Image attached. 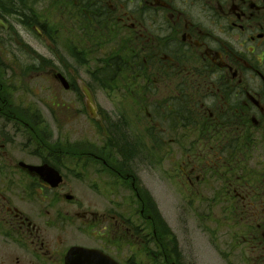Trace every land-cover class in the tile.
I'll return each mask as SVG.
<instances>
[{
	"label": "flooded vegetation",
	"instance_id": "flooded-vegetation-1",
	"mask_svg": "<svg viewBox=\"0 0 264 264\" xmlns=\"http://www.w3.org/2000/svg\"><path fill=\"white\" fill-rule=\"evenodd\" d=\"M14 11L29 13L19 17L24 29L31 28L30 37L38 27L52 47H85L83 57L99 62L95 73L108 66L112 83L123 82L113 87L118 94L134 82L129 73L136 86L145 84L148 120L141 136L165 157L163 170L181 186L183 205L194 207L200 231L212 229L229 263L234 253L237 263L264 264V0H0V15ZM9 29L0 28V47L9 43ZM21 56L0 55V120L16 134L25 128L37 165L49 164L64 180L53 187L19 163L9 165L7 149L0 150V264H67L76 245L98 250L81 257L86 264H185L167 244L148 186L127 153L121 151L124 160L116 165L104 166L99 152L56 149L41 113L34 111L39 105L29 112L14 100V89L25 87ZM51 60L49 72H62L72 83L67 91L77 97L57 103L52 94L43 105L52 111L79 108L88 116L72 79L78 72L68 62L57 66ZM27 67L31 78L53 84L43 66ZM9 70L10 91L3 79ZM3 137L6 147L12 139ZM76 174L89 181L82 196L77 188L74 193ZM148 227L155 251L148 250ZM70 228L83 229L86 241L73 238Z\"/></svg>",
	"mask_w": 264,
	"mask_h": 264
},
{
	"label": "rangeland",
	"instance_id": "rangeland-1",
	"mask_svg": "<svg viewBox=\"0 0 264 264\" xmlns=\"http://www.w3.org/2000/svg\"><path fill=\"white\" fill-rule=\"evenodd\" d=\"M15 28L18 31L23 30L18 22H15ZM29 42L37 49V52L41 54L38 64L46 63V61L52 57L55 58V62L58 66H64V63L68 62V65L73 66L79 74L84 76V79L90 80L92 84L97 87L96 93L99 103L104 109H106L105 112L107 116L110 115L111 119L121 116L122 110H119L116 107V103L122 98L126 100V97L122 93L117 94V89L113 92L102 91L100 85L101 82L105 81L101 78V81L97 82L93 77L86 74V71L84 70L85 66L79 61H76V58L74 57L75 54L81 55L80 49L84 48L83 46H73L72 53L68 47L60 45L57 46V49L53 50L51 46L42 42H37L32 37ZM23 59L25 61L28 60V56L24 55ZM90 65L94 66L95 64L91 62ZM47 79L50 80L49 77H47ZM32 81L33 80L29 79L24 80V89H15L13 91V98L15 101L23 102L25 104L26 108L24 111L31 108V105L33 104L36 105L37 103V105H39L38 108L34 110L41 113V118L39 120H44L52 128L50 134L48 126H45L47 129L45 134L46 136H50L48 141L49 144L50 142L53 143L54 141L59 140L56 141L55 144H59L61 148H64L69 152L74 148H78L80 144L85 143L87 139H92V143L98 144V141L94 140L97 139V134L101 133L103 128H108L110 123L109 121H106L105 119L101 125L95 126L87 120L88 117L86 114H80L79 108H72L68 110L54 108L56 110L55 114L57 115L58 120H52L50 112L53 113V111L51 109H47L43 105L45 104L43 102L49 101L53 94L57 97V101L63 103L66 102L68 104L70 101L76 100L77 96L74 92L66 91L61 87H55L54 83L46 84L47 81L44 79H40L44 89L39 92V88L35 87L32 89V92L35 90L38 95H34L36 94L35 91L33 92L34 94L31 92ZM114 87L118 86L114 84ZM27 88L28 90H26ZM145 96V93L141 92L140 96L136 98V101L139 102L143 100ZM64 107L66 108V106ZM27 111L30 112V109ZM124 111H128V113H130L127 114V116H131V113L135 112L134 109L129 108H125ZM64 114H67V116ZM129 128H126V131L129 133V142L133 143L134 141H139V138H134V134L137 133L135 128L132 126ZM15 129L16 128L13 125L0 120V150L5 148L7 149L6 152L8 153L5 156L9 157L8 160L11 162L9 165H12L14 162L18 164L19 161L22 160L30 163H38L39 160L31 154V151L35 149V146H31L28 150L24 147L28 140L24 133L25 128L22 129V134L14 133ZM4 133L8 134L12 139L11 143H8V146L6 147L2 146L5 142L3 137ZM102 136L103 134L101 135V138L104 140L100 141L101 145H103V141L105 144V140H107L106 136ZM60 139H63L64 141ZM119 143L121 144V139ZM140 147L141 148L137 153L126 150L122 146L119 147L118 150L127 153L126 155L128 158L130 157L132 163L133 160H135L136 165L134 169L136 170V173H139L137 176H140L142 182L148 186V200L151 202L156 214L163 219V229L167 233V244L172 249L178 251L179 260L185 264H194L193 262L195 259L198 264H240L237 263L238 260L234 257V253L232 255V263L225 260V253L220 249L222 247L214 242L215 236L211 228H203L207 235L200 231L199 220L194 218V207L183 205L184 203L179 199V193L182 192L181 186L179 183L175 184V182L168 179V174H166L165 170H163V166H166L167 163L161 157L154 156L151 157V159L148 158V150L142 151L143 142H140ZM122 157L123 156H121V158ZM121 158L116 154L113 157L114 160ZM107 161L108 164L112 166V161L108 158ZM76 176L77 178L74 180V185L76 186L74 187V193H76L75 189L77 188L79 196H82V189L85 184L89 182L85 181L84 183L83 175L79 176L76 174ZM107 178L108 177H105L104 180ZM104 180H98V186L102 185ZM70 181H73L71 177ZM104 186L105 189H107V184H104ZM77 228H70L74 234L73 238L79 241H86V236L82 234L83 229L79 230ZM149 232L150 231L148 230V234ZM151 239V235L148 236V250L155 251L157 244L155 241H151Z\"/></svg>",
	"mask_w": 264,
	"mask_h": 264
},
{
	"label": "water",
	"instance_id": "water-1",
	"mask_svg": "<svg viewBox=\"0 0 264 264\" xmlns=\"http://www.w3.org/2000/svg\"><path fill=\"white\" fill-rule=\"evenodd\" d=\"M0 24L5 26L1 18H0ZM89 95L91 96L90 93ZM24 166L26 165L24 164ZM28 167L30 168L31 171H36L37 173L41 174V176L45 180L49 181L53 185H56L60 181V176H58V174L54 170H52V168L50 167H47V166H42V167L28 166ZM90 252H93V251H90ZM87 253H88V250H86L85 248H82V247L72 248V250H70L69 255H68V262H69V258L72 259V256L77 255L79 259L78 261H75V262L71 261L69 262V264H86V263L81 262V257L86 255Z\"/></svg>",
	"mask_w": 264,
	"mask_h": 264
}]
</instances>
